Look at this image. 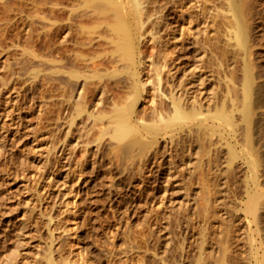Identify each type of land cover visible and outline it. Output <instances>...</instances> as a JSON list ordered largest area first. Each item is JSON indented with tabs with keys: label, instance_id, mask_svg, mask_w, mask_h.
I'll list each match as a JSON object with an SVG mask.
<instances>
[{
	"label": "bare ground",
	"instance_id": "6f19581e",
	"mask_svg": "<svg viewBox=\"0 0 264 264\" xmlns=\"http://www.w3.org/2000/svg\"><path fill=\"white\" fill-rule=\"evenodd\" d=\"M223 2L226 8L220 10L219 17L224 23L233 20L235 26L221 37L228 44L231 36L247 53L251 32L245 18L247 0ZM211 3L0 0V157L6 156L13 142L19 143L16 133L21 131L23 104L31 109L29 112L38 108L40 120L46 117L50 124V167L55 169L62 163L61 167L68 166L70 172L77 171L78 180L73 185L76 208L83 192L79 183L89 163L92 168L98 165V170L106 167L108 174L104 176L111 188L119 175L126 180L138 178V195L144 194L148 183H155L152 188L156 190L163 181L167 182L166 195L169 183L185 170L214 171L213 146L223 131L234 133L237 123L224 105L213 111L211 108L214 93L208 89L211 75L207 72L214 40ZM204 59V70L198 72ZM244 80L245 104L241 110L247 120L252 86L249 62ZM38 85L43 88L41 101L34 94ZM248 148L244 152L252 154ZM252 163L250 168L255 172ZM154 176L155 181L148 180ZM34 179L32 182L38 181ZM41 180L37 185L44 200L53 194L48 187L56 179L50 170ZM107 192L108 207L114 211L117 196L112 189ZM263 194L258 190L249 197L246 210L254 221ZM126 210L130 213L129 208ZM188 234L181 232L184 242ZM249 239L251 264H263L264 253L259 254L254 237ZM184 246L180 254L170 253L178 263L187 254ZM160 256L158 260L167 264L164 258L168 256ZM217 258L227 263L223 249ZM51 264H56L54 258Z\"/></svg>",
	"mask_w": 264,
	"mask_h": 264
},
{
	"label": "rangeland",
	"instance_id": "374dc122",
	"mask_svg": "<svg viewBox=\"0 0 264 264\" xmlns=\"http://www.w3.org/2000/svg\"><path fill=\"white\" fill-rule=\"evenodd\" d=\"M211 2L214 40L208 57L210 72L206 70L211 75L208 89L214 93L211 108L224 105L238 125L234 133L223 131L213 146L214 171L185 170L169 183L166 195L164 181L156 190L152 188L155 183H148L144 194L138 195V178L126 180L116 175V185L111 188L104 176L106 167L98 170V165L92 168L89 163L79 183L83 192L76 208L73 185L77 171L70 172L62 163L58 169L50 167V124L46 117L40 120L38 108L29 112L31 109L22 104V129L14 132L19 143L13 142L6 156L0 157V264H51L53 258L56 264H163L160 255L168 256V261L164 258L167 264H222L217 258L222 249L227 254L226 264H251L250 236L263 255L264 197L256 221L246 207L250 195L264 192V0H247L245 18L251 30L247 53L231 36L225 43L221 35L235 24L233 20L224 23L219 17L220 10L226 8L223 0ZM199 58L196 62L200 65ZM205 60L198 72L204 70ZM248 62L252 86L246 120L241 109ZM42 89L40 85L35 89L37 101ZM148 118L153 115L148 113ZM247 148L253 155L244 152ZM50 170L56 180H52L54 184H49V179L46 182L53 194L43 200L37 184ZM34 178L38 181L32 182ZM110 189L117 196L114 211L108 207ZM183 231L189 232L186 243L181 238ZM182 243L188 255L178 263L172 256L180 254Z\"/></svg>",
	"mask_w": 264,
	"mask_h": 264
}]
</instances>
